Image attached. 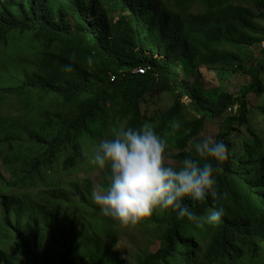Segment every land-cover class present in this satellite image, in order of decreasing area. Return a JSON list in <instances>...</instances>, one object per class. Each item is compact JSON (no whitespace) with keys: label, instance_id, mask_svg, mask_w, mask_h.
Returning a JSON list of instances; mask_svg holds the SVG:
<instances>
[{"label":"trees","instance_id":"16d2710c","mask_svg":"<svg viewBox=\"0 0 264 264\" xmlns=\"http://www.w3.org/2000/svg\"><path fill=\"white\" fill-rule=\"evenodd\" d=\"M253 9L264 0H0V264H264V130L253 124L264 121V27ZM214 71L240 76L237 96L207 91ZM211 123L229 153L217 196L185 203L222 209L220 221L155 211L132 224L154 249L135 263L112 253L119 232L99 218L91 181L66 173L94 172L96 145L121 124L151 126L178 164Z\"/></svg>","mask_w":264,"mask_h":264},{"label":"clouds","instance_id":"9594fccd","mask_svg":"<svg viewBox=\"0 0 264 264\" xmlns=\"http://www.w3.org/2000/svg\"><path fill=\"white\" fill-rule=\"evenodd\" d=\"M66 15L73 25L71 13ZM19 45L18 57L23 60L28 54L22 40ZM24 67L25 62L19 71ZM65 70H70V66L65 65ZM19 71L14 69L17 80ZM134 72L145 74L146 69ZM166 152V141L151 126L134 128L121 124L110 137L102 138L96 145L87 162L94 167V172H85L82 165L66 175L91 181L90 198L99 218L102 214L121 224H136L155 211H172L198 227L217 224L222 209H211L200 215L185 201L203 203L217 196V176L229 154L226 145L210 137L194 140L191 151L178 164L168 163Z\"/></svg>","mask_w":264,"mask_h":264},{"label":"rangeland","instance_id":"374dc122","mask_svg":"<svg viewBox=\"0 0 264 264\" xmlns=\"http://www.w3.org/2000/svg\"><path fill=\"white\" fill-rule=\"evenodd\" d=\"M198 8H194L191 12H197ZM255 13L256 23L260 28L264 27V11H257V9H253ZM247 53L242 55V59L246 63H253L252 61L256 60L258 57V53L254 51V47L251 46L246 50ZM250 61V62H248ZM227 64V62H223V65ZM206 77L208 78L209 84L205 86L209 93L214 92L215 90L226 91L229 94H233L235 96L239 93V77L237 80V74L226 73L224 75H219L218 71H214V73L206 72ZM191 82H193L196 78L193 76ZM262 104H264V97L261 100ZM236 110L233 109V112ZM35 112L38 114V119L40 120L39 124H42L43 119L40 115L39 109H36ZM21 117V115H18ZM53 118V122H55L54 115H50ZM253 124L255 128H259V130H264V121L261 118L253 119ZM217 123H211L207 126L206 131L204 132V137H210L213 139L216 137L218 132ZM0 170L2 169V164L0 163ZM6 177L7 175L4 174ZM98 178L102 179V176H98ZM105 184V183H101ZM101 218H107L108 221H112L114 228H117L119 232L118 238L114 239V242L117 244L113 245L112 253L120 254L124 257L125 260H130L131 262L137 261L136 253H143L145 251H150L155 248L153 244L152 237L149 232L143 229L141 226H132V224H121L120 222L113 220L110 217L104 216L101 214ZM97 219V218H96ZM134 225V224H133ZM109 244V243H107ZM157 247V246H156Z\"/></svg>","mask_w":264,"mask_h":264},{"label":"built area","instance_id":"2783aa9c","mask_svg":"<svg viewBox=\"0 0 264 264\" xmlns=\"http://www.w3.org/2000/svg\"><path fill=\"white\" fill-rule=\"evenodd\" d=\"M141 72H144V70H142Z\"/></svg>","mask_w":264,"mask_h":264}]
</instances>
